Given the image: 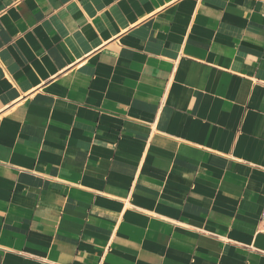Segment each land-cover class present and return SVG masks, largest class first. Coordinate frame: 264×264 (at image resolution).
Returning a JSON list of instances; mask_svg holds the SVG:
<instances>
[{"label":"crops","instance_id":"1","mask_svg":"<svg viewBox=\"0 0 264 264\" xmlns=\"http://www.w3.org/2000/svg\"><path fill=\"white\" fill-rule=\"evenodd\" d=\"M264 0H0V264H264Z\"/></svg>","mask_w":264,"mask_h":264},{"label":"built area","instance_id":"2","mask_svg":"<svg viewBox=\"0 0 264 264\" xmlns=\"http://www.w3.org/2000/svg\"><path fill=\"white\" fill-rule=\"evenodd\" d=\"M260 225L262 226L261 233L264 234V211L260 217Z\"/></svg>","mask_w":264,"mask_h":264}]
</instances>
